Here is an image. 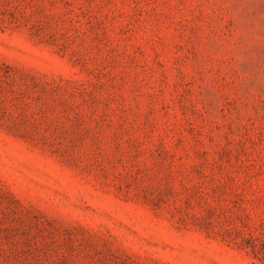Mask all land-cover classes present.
Returning <instances> with one entry per match:
<instances>
[{"label":"rangeland","instance_id":"rangeland-1","mask_svg":"<svg viewBox=\"0 0 264 264\" xmlns=\"http://www.w3.org/2000/svg\"><path fill=\"white\" fill-rule=\"evenodd\" d=\"M0 264H264V0H0Z\"/></svg>","mask_w":264,"mask_h":264}]
</instances>
